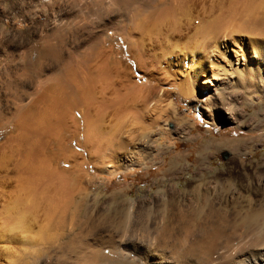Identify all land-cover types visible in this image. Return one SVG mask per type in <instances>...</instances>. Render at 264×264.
<instances>
[{"label": "bare ground", "instance_id": "obj_1", "mask_svg": "<svg viewBox=\"0 0 264 264\" xmlns=\"http://www.w3.org/2000/svg\"><path fill=\"white\" fill-rule=\"evenodd\" d=\"M240 2L239 0H50V2L0 0V52L2 53L0 61L5 63L10 73L9 78L0 84V134L3 129L11 130L0 136V264H136V260L142 258L141 255H145L144 258L147 260L154 254L158 255L152 253L151 247L159 244L164 250L170 248L176 252L181 251L180 253H184L185 256L199 259L212 256L215 239L219 235L216 228L208 232V240L205 237L206 242L197 240L192 247L186 248L181 241L183 237L180 239L176 235L173 239L170 229L172 220L169 221L170 224L159 223L161 232L158 237L152 238L154 241L148 243L131 240L129 233L121 237L116 233L115 236V232L108 227L106 235L109 238L105 239L101 234V238H95L100 230L98 212L91 207L93 199L83 188L84 181L78 173L84 172L86 164L87 167L97 166L103 174L115 175L120 172L119 168L125 171L134 165H141L149 154L146 151L148 142L145 137L140 138L133 145L123 140L119 141V149H115L114 143H110L109 146H113L114 150L110 154H102L101 150L104 147L102 140L105 134L101 121H105V117L102 113L99 115L92 111L95 104L94 73L97 72V76H100L98 71L101 65L103 68L106 66L115 69L120 92L129 96V99L132 96L134 102L137 100L141 103L139 109H131L139 114L150 113L155 108L157 110L169 107L168 93L159 90V85L163 83L162 77L166 78L165 81L171 82L169 75L177 74L175 67L181 68V72L185 74L187 68L193 69L194 63L200 60L202 55L208 58L215 51L222 55L221 47L225 45L228 51L230 47L228 42L236 33L253 40L251 45L258 59V71H255L264 75V10L262 13L258 11L247 16L243 22L241 20L240 26L230 30L231 20L229 19L228 22V17L235 16L241 7H237ZM253 5L251 3V7ZM17 9L20 10L19 14L15 12ZM85 9H93L95 12L108 11L106 17H103L106 21L97 31L95 41L91 42L88 51L84 50V53L81 52L83 54L76 56L74 54L67 56L65 54L68 52L64 54L61 50L60 45H63L57 43V38L56 41L54 40L56 37L53 35L54 28L57 29L56 33L60 31L61 25L58 22L65 12L69 14L74 11L86 12ZM42 16L47 19L39 23ZM236 16H240L239 13ZM9 20L17 21V26L19 23L27 22L28 30L7 29L5 25ZM110 30L123 35V41L117 45H128L130 59L137 69L146 74L145 85L136 84L133 68H130L126 60L116 59L118 49L110 40L108 34ZM35 38L42 44L35 45ZM235 41L242 48L238 51L233 50L237 54L242 52V55L241 59L232 63L229 69L223 67L222 70V67H213V65L211 74L208 73L210 69L205 67V64L202 65V72H197L198 67L193 69L199 77H206L202 83H211L214 86V92L210 93L208 99L212 103L211 107L226 111L228 114L233 113L223 101L228 87L214 81L228 80L230 74L238 75L244 71L243 69L250 67L247 66L248 62H242L246 53L242 41L239 39ZM102 43L109 44L110 50H105ZM120 53L123 54V51ZM104 55L105 61L100 63ZM250 76L247 74V77ZM242 80L245 85L244 78ZM246 80L249 82V79ZM184 83L177 86L174 82L171 87L180 88L187 98L194 97L196 94L191 90L192 88H189L190 86L182 87ZM250 88L253 87L249 86L248 89ZM9 89L13 93L12 96L6 94L3 97L1 93ZM202 96V94L198 95L199 99ZM208 104L210 105V102ZM134 105L136 106V103ZM131 110H124L116 117V121H126L132 114ZM210 114L213 117V113ZM64 121H80L85 127L83 143L88 148L89 164L82 161L81 156L71 147L62 150L60 142L63 138L53 141L56 126ZM128 135L132 137L133 133L130 131ZM64 142L65 140L63 144ZM52 145H55V151L50 155L48 151L51 150ZM58 161L60 163L64 161L65 168L58 166ZM123 191L115 192L112 196V202L116 205L113 208L114 213L130 217L135 201L127 199L128 208L127 205L123 207L120 204V199L125 196ZM262 211L260 209V213L248 214L242 219L243 226L258 225L259 222L256 221H260L258 218L262 219L260 215ZM29 214L32 215L30 218L32 217L31 219L36 223L40 236L38 243L32 248L27 247ZM108 221L112 227H116L117 220L115 221L114 217L112 222L111 219ZM192 225L194 224L191 222V225L185 228L186 234L193 232ZM197 237L201 238V236ZM145 246L150 249L149 253H144ZM222 253L224 252L221 249L216 255L220 256ZM217 258L209 259L208 264L216 263ZM239 258V264H264V246H259L254 253H242ZM180 259L182 260V257ZM159 260L154 264H174L172 259L166 257H161Z\"/></svg>", "mask_w": 264, "mask_h": 264}, {"label": "rangeland", "instance_id": "obj_2", "mask_svg": "<svg viewBox=\"0 0 264 264\" xmlns=\"http://www.w3.org/2000/svg\"><path fill=\"white\" fill-rule=\"evenodd\" d=\"M239 1L241 2L237 7H241L237 12L235 11V16L232 15L233 11L231 14L234 16L233 18L230 16L227 20L228 22L229 19L231 20L230 30L240 26L241 20L243 22L247 16L258 13V11L262 13L264 10V0ZM251 3L254 4L253 7H251ZM245 5L247 6L245 7ZM92 10L85 9L84 13L82 11L77 13L74 11L70 14L65 12L61 17L59 16L60 31L56 33L57 29L54 28L55 32H52L56 36L54 40L57 38V43L63 45L60 47L64 54L69 53L65 55L83 54L84 50H89L91 42L95 41L97 31L104 26V21H106L104 18L108 11L95 12ZM15 12L19 14L20 10L17 9ZM238 13L240 16H236ZM46 19L45 16H42L39 23ZM16 23L17 21L9 20L5 27L9 30L13 28H17L18 31L28 30L27 22L19 23L18 26ZM108 34L111 42L115 43L114 46L118 49L116 59L126 60L128 65L130 64V68H133L136 84L145 85L147 79L144 75L146 74L137 69L130 59L128 45H117L123 41V35L113 30H110ZM233 36L235 39L231 38L232 40L228 42L230 45L228 51L223 45L220 49L223 52L222 55L217 51L209 56V59L202 55L201 59L194 63L196 66L192 67L193 69L198 67L197 72H202V65L205 64V67L210 69L209 74L212 72L213 65V67H222V70H224L223 67L229 69L230 65L241 59L242 55V52L237 54L233 50L238 51L242 48L235 40L242 41V46L246 51L242 62H248L247 66L250 65V67L243 69L244 71L241 70L242 72L238 75L237 73L231 75L229 72L228 80L214 81L228 87L223 101L230 107L232 114L211 107L212 103L208 99H210V93L214 92V86L211 83H202L206 77H199L191 68H187V72L184 74L181 72V68L175 67L177 74L169 75L171 82L165 81L166 78L163 76V83L159 85V90L165 94L168 93L167 103L170 104V108L165 107L157 110L155 108L152 112L145 114L131 110L139 109L141 103L137 100L134 102L132 96L129 99V96L120 92V83L115 77V69L106 66L103 68L101 65L100 71H98L100 76H97V72L94 73L93 96L95 104L92 111L99 115L102 113L105 117V121H101V127L105 134V138L102 140L104 146L101 150L102 154H110L114 150L113 146H109L110 143H114L115 149H119V141L123 140V142L133 145L144 137L148 142L146 151L149 153L141 165H134L125 171H121L122 169L119 168L120 172L115 175L103 174L97 166L87 167L86 164L84 172L78 173L84 181L83 188L90 193V197L93 199L91 207L97 209L98 212L100 230L99 235L95 238H101V234L106 239L109 228L115 232V236L116 233L120 237L129 233L131 240L148 243L153 240L152 238L158 237L161 232V224H170L169 221L172 220L173 224L170 225L172 227L170 229L174 236L173 239L176 238V235L180 239L183 237L184 239H181L183 246L188 248V246L192 247L197 240L206 242L207 234L212 228L219 231L211 258L199 259L189 255L185 256L184 253H180L181 251L176 252L170 248L164 250V248H160L159 244L151 247L152 253H158V255H152L153 257L151 256L149 260L144 258L145 255H141L142 258L136 260V264H154V262L160 261L161 257L172 259L174 264H208L209 259L213 260L219 256L216 254H219L221 249L224 253L220 254L219 259L217 258L218 261L215 259L217 262L214 264H239V257L242 253H254L259 246H264V75L257 72L258 59L251 45L253 40L237 33ZM35 39V45L42 44V42L38 43L37 38ZM102 45L105 50H110L109 44L102 43ZM120 51H123V54ZM0 55H2L1 52ZM105 58L106 56L100 58L99 62H104ZM9 74L5 63L0 61V84L9 78ZM247 74L248 76L251 74V76L247 77ZM181 78L185 79V83ZM246 78L249 79V82ZM230 80L231 82H229ZM234 81L237 83H233ZM174 82L177 83V86L184 83L182 84L183 88L190 86L189 88H192L191 90L196 94L195 98L193 96L187 98L180 88L171 87ZM249 86L253 88L248 89ZM205 87L206 89H203ZM1 94L4 97L6 94L12 96L13 93L9 89L4 90ZM201 94L203 96L199 99L198 95ZM207 102H210V105ZM127 109L132 111L131 116H128L126 121H116V117ZM167 110L168 112H165ZM160 112H163L162 115ZM210 113H213V117ZM58 123L56 122V124ZM128 130L133 133L132 137L128 135ZM10 131L8 128L3 129L0 136ZM85 134V127L80 124V121H64L56 126L53 141L63 138L60 142L62 150L71 147L81 156L82 161L89 164L88 148L83 143ZM63 140H65L64 144ZM54 147L55 145H52L51 150L48 151L50 155H53ZM55 154L57 155V153ZM58 166L65 168L66 165L64 161L61 163L58 161ZM118 191L125 192L124 198L120 199V204L123 207L127 205L128 208L127 199L135 201L130 217L114 213L113 208L116 205L112 202V196ZM260 209L263 211L260 214L262 219L258 218L260 221H256V223L259 222L258 225L255 223L256 225L243 226L242 219L250 213H260ZM30 216L32 215L29 214L27 218L29 224H27L26 235L27 247L32 248L38 243L40 236L37 232V225ZM113 217L115 221L117 220L116 227H112L108 221L111 219L112 222ZM30 219L33 224L30 223ZM191 222L194 224L192 225L193 232L186 234L184 230L191 225ZM206 225L208 226L204 227ZM205 230L207 231L204 232ZM197 236H201V238L198 239ZM181 248L183 247L181 246ZM149 251L148 246H145L144 253H149ZM132 260L133 258H131Z\"/></svg>", "mask_w": 264, "mask_h": 264}]
</instances>
